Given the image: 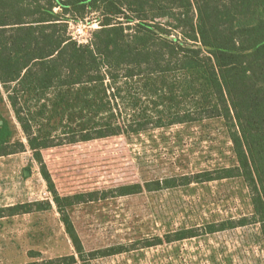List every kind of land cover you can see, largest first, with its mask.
Returning <instances> with one entry per match:
<instances>
[{
    "label": "trees",
    "instance_id": "16d2710c",
    "mask_svg": "<svg viewBox=\"0 0 264 264\" xmlns=\"http://www.w3.org/2000/svg\"><path fill=\"white\" fill-rule=\"evenodd\" d=\"M59 8L61 11H56ZM99 12L88 43L69 16ZM9 103L40 163L75 254L21 264H93L132 245L86 251L68 207L177 186V179L61 195L44 149L223 118L237 164L184 176L242 178L253 215L145 239L143 248L258 223L264 240V0H0V105ZM0 107V157L26 150ZM156 185V188H152ZM51 202L0 207V217ZM134 249L136 247H133Z\"/></svg>",
    "mask_w": 264,
    "mask_h": 264
},
{
    "label": "rangeland",
    "instance_id": "374dc122",
    "mask_svg": "<svg viewBox=\"0 0 264 264\" xmlns=\"http://www.w3.org/2000/svg\"><path fill=\"white\" fill-rule=\"evenodd\" d=\"M65 19L70 35L88 43L102 17L90 11L85 17ZM0 107L14 130L13 141L27 145L23 152L0 157V207L47 200L52 205L47 210L0 217V264L75 254L40 163L11 106L4 102ZM42 155L61 195L177 179V186L164 183L161 189L107 198L100 193L94 201L67 208L86 251L132 245L131 251L97 258L93 264H264L258 223L142 247L145 239L192 227L203 233L208 224L253 215L249 189L240 177L206 182L194 178L189 184L181 180L237 164L223 118L64 144L44 149Z\"/></svg>",
    "mask_w": 264,
    "mask_h": 264
},
{
    "label": "crops",
    "instance_id": "0c3cea01",
    "mask_svg": "<svg viewBox=\"0 0 264 264\" xmlns=\"http://www.w3.org/2000/svg\"><path fill=\"white\" fill-rule=\"evenodd\" d=\"M56 185V184H55ZM56 188H57V186H56ZM57 190H58V188H57ZM92 191H94V190H92ZM59 192V191H58ZM88 192V191H87ZM60 193V192H59ZM76 193H81V192H76ZM72 194H75V193H72ZM68 195H71V194H68Z\"/></svg>",
    "mask_w": 264,
    "mask_h": 264
},
{
    "label": "water",
    "instance_id": "95a60500",
    "mask_svg": "<svg viewBox=\"0 0 264 264\" xmlns=\"http://www.w3.org/2000/svg\"><path fill=\"white\" fill-rule=\"evenodd\" d=\"M26 173L28 174V172L26 171Z\"/></svg>",
    "mask_w": 264,
    "mask_h": 264
}]
</instances>
